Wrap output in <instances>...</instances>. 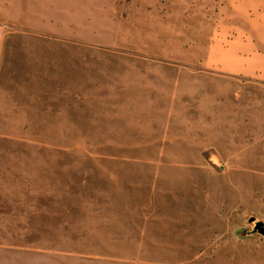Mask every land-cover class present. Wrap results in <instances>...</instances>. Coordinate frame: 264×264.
I'll list each match as a JSON object with an SVG mask.
<instances>
[{
	"label": "rangeland",
	"instance_id": "1",
	"mask_svg": "<svg viewBox=\"0 0 264 264\" xmlns=\"http://www.w3.org/2000/svg\"><path fill=\"white\" fill-rule=\"evenodd\" d=\"M0 264H264V0H0Z\"/></svg>",
	"mask_w": 264,
	"mask_h": 264
}]
</instances>
